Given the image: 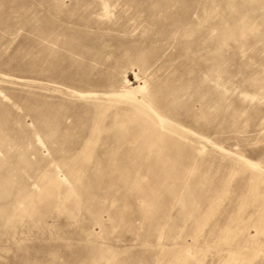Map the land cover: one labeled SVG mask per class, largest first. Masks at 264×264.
Returning a JSON list of instances; mask_svg holds the SVG:
<instances>
[{
    "label": "rangeland",
    "instance_id": "obj_1",
    "mask_svg": "<svg viewBox=\"0 0 264 264\" xmlns=\"http://www.w3.org/2000/svg\"><path fill=\"white\" fill-rule=\"evenodd\" d=\"M0 264H264V0H0Z\"/></svg>",
    "mask_w": 264,
    "mask_h": 264
}]
</instances>
